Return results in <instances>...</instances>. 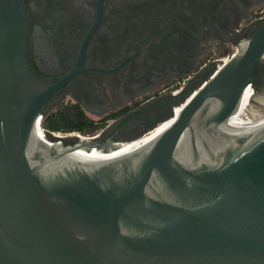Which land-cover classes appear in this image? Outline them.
Segmentation results:
<instances>
[{"label": "water", "instance_id": "obj_1", "mask_svg": "<svg viewBox=\"0 0 264 264\" xmlns=\"http://www.w3.org/2000/svg\"><path fill=\"white\" fill-rule=\"evenodd\" d=\"M263 58L264 22L151 140L65 156L100 146L36 136L64 78L35 70L27 9L0 0V264H264V123L227 122Z\"/></svg>", "mask_w": 264, "mask_h": 264}, {"label": "flooded vegetation", "instance_id": "obj_2", "mask_svg": "<svg viewBox=\"0 0 264 264\" xmlns=\"http://www.w3.org/2000/svg\"><path fill=\"white\" fill-rule=\"evenodd\" d=\"M22 1L35 70L51 82L64 78L42 123L81 115L89 127L77 131L99 130L88 139L100 148L168 119L182 95L264 22V0ZM253 86L264 87V59Z\"/></svg>", "mask_w": 264, "mask_h": 264}, {"label": "bare ground", "instance_id": "obj_3", "mask_svg": "<svg viewBox=\"0 0 264 264\" xmlns=\"http://www.w3.org/2000/svg\"><path fill=\"white\" fill-rule=\"evenodd\" d=\"M227 57L222 59L221 61L225 60ZM264 59V58H263ZM252 86V85H251ZM250 84H248L240 98L239 105L234 113H232L228 119V125L233 128L237 129H244V128H251L253 126H257L259 124L264 123V113L259 114L251 109V102L255 100L254 97L258 98L255 91ZM258 102L264 104V96H260ZM257 100V99H256ZM177 112V111H176ZM175 112V113H176ZM250 112V113H248ZM261 113V112H260ZM39 117L37 118L38 122ZM173 120V117H170L162 122H160L157 126L151 128L135 140H127V141H117L116 143L110 144L108 147L102 148H91L90 150H86L85 148H77L71 152H67L65 156L75 157V158H96V157H108L116 154H121L132 150L140 146L141 144L151 140L157 133L163 130L170 122ZM36 136L41 140L44 139L47 144L52 145H59L58 141H50L43 137V134H40L38 131V125L36 124Z\"/></svg>", "mask_w": 264, "mask_h": 264}, {"label": "built area", "instance_id": "obj_4", "mask_svg": "<svg viewBox=\"0 0 264 264\" xmlns=\"http://www.w3.org/2000/svg\"><path fill=\"white\" fill-rule=\"evenodd\" d=\"M222 59H224V58H222ZM218 65L219 64H216V66H218ZM42 117H43V115L40 114L39 120H38V122H36V124L38 125V131L40 132V134H43V137H45L47 140H50V141H52V139L54 137L60 138L61 136L76 137L78 139H88V138L97 136L99 133V130H94L91 132H84V131L81 132V131H77V130H70V131L51 130V129L44 126V124L42 123ZM136 138H138V137H136ZM136 138H134L133 140H135Z\"/></svg>", "mask_w": 264, "mask_h": 264}, {"label": "trees", "instance_id": "obj_5", "mask_svg": "<svg viewBox=\"0 0 264 264\" xmlns=\"http://www.w3.org/2000/svg\"><path fill=\"white\" fill-rule=\"evenodd\" d=\"M44 125L51 130H84L89 127L83 117L76 114L71 119H63L61 122L55 121L52 117L48 118Z\"/></svg>", "mask_w": 264, "mask_h": 264}, {"label": "rangeland", "instance_id": "obj_6", "mask_svg": "<svg viewBox=\"0 0 264 264\" xmlns=\"http://www.w3.org/2000/svg\"><path fill=\"white\" fill-rule=\"evenodd\" d=\"M224 57H226V56H224ZM220 63H221V61H217V64H220ZM252 85H253V80H252ZM251 87L253 88L254 86H251ZM254 89H255V91H257L256 94L258 95V98H259V95L260 96H264V87H261L259 89H256L254 87ZM258 98L254 97L255 100H252L251 109H253L254 111L256 110V112L259 113V114H263L264 113V105L258 102V100H260ZM248 113H250V112H248Z\"/></svg>", "mask_w": 264, "mask_h": 264}]
</instances>
